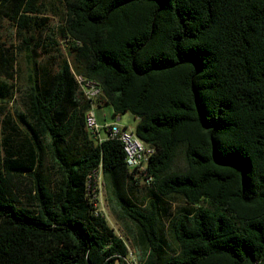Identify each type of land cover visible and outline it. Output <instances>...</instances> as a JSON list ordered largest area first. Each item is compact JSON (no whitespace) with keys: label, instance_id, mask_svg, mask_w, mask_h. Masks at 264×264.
<instances>
[{"label":"trees","instance_id":"16d2710c","mask_svg":"<svg viewBox=\"0 0 264 264\" xmlns=\"http://www.w3.org/2000/svg\"><path fill=\"white\" fill-rule=\"evenodd\" d=\"M50 1L0 0L20 38L0 46V264H129L130 243L137 264H264V0H57L41 44ZM16 50L31 72L11 112ZM75 73L135 116L143 168L86 128ZM99 164L130 234L86 195Z\"/></svg>","mask_w":264,"mask_h":264},{"label":"rangeland","instance_id":"374dc122","mask_svg":"<svg viewBox=\"0 0 264 264\" xmlns=\"http://www.w3.org/2000/svg\"><path fill=\"white\" fill-rule=\"evenodd\" d=\"M56 8H58V1L57 0H51L49 3H47V8L45 11V15L48 17V25L49 27L46 29H42L38 32L33 33L34 37L37 38L39 37L41 40V44L43 42H46V35L49 33V28H51L52 25L56 24L57 17L55 15ZM30 32H26L24 34H30ZM17 36V27L16 24L9 21L5 16L0 14V46H8L10 41H13L14 46L19 47L20 45V38ZM4 41V45L1 44V42ZM57 50L55 48L54 50V55L49 56L47 53L41 52L39 61L42 63L43 61L47 63V65L51 68V63L54 62V65H57V62L61 60V55H65L63 48H62V43H60V46H58ZM17 53V64L15 66L16 68V73L13 75V78L9 81H13V83L16 86V89L18 92L15 93V100L12 103H9L8 105L5 106V109H8L11 112H14V109L16 107H19V104L21 102V93L24 91V89L27 87L30 79V65L27 61L26 54L24 52H20L19 50H16ZM42 53V54H41ZM94 113L97 119V122L100 125L104 124H112L116 123L120 125L123 128H126L128 130H134L135 125H136V118L135 116L130 113V112H124L118 116H115L113 114V110L111 106L109 105H102L100 107L98 106H93ZM104 135V134H102ZM180 160H178V163ZM144 189H138L135 194L137 195L138 198H141L145 194ZM107 213L106 218L108 219L109 223L117 229L120 233L126 235L130 234L131 229L133 228L132 225L130 224L129 227H125V225L118 220L117 215H121L120 211L116 207L109 206L107 207ZM130 252L132 251V262L134 264L139 263L140 259V254L138 251V247L132 245L130 243Z\"/></svg>","mask_w":264,"mask_h":264},{"label":"built area","instance_id":"2783aa9c","mask_svg":"<svg viewBox=\"0 0 264 264\" xmlns=\"http://www.w3.org/2000/svg\"><path fill=\"white\" fill-rule=\"evenodd\" d=\"M74 75L82 98L90 102V106L84 112V123L86 128L96 137L98 142L107 138L118 139L122 143L126 166L129 169L143 168L149 156L154 152L153 147L145 144L139 139L133 130L123 128L116 123L100 125L97 122L92 104L94 99L101 94L100 83L96 79L84 77L78 73ZM143 181L149 183L151 177L146 176ZM85 191L89 200L93 203L96 213L106 217L108 213L101 164L91 168L86 175ZM131 255L132 253H130L129 257H132Z\"/></svg>","mask_w":264,"mask_h":264},{"label":"crops","instance_id":"0c3cea01","mask_svg":"<svg viewBox=\"0 0 264 264\" xmlns=\"http://www.w3.org/2000/svg\"><path fill=\"white\" fill-rule=\"evenodd\" d=\"M132 259H133V257H129V258H128L129 264L133 263V262H132ZM133 264H134V263H133Z\"/></svg>","mask_w":264,"mask_h":264}]
</instances>
